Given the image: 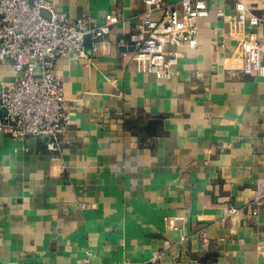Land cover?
<instances>
[{
  "label": "crops",
  "instance_id": "1",
  "mask_svg": "<svg viewBox=\"0 0 264 264\" xmlns=\"http://www.w3.org/2000/svg\"><path fill=\"white\" fill-rule=\"evenodd\" d=\"M51 1L73 20L121 22L92 60L57 63L69 144L51 153L0 131V264H142L166 241L159 264H264V75L244 73L239 48L264 42V21L226 22L216 12L235 18L236 0H210L198 47L178 48L165 80L134 59L145 0ZM15 80L0 64V91Z\"/></svg>",
  "mask_w": 264,
  "mask_h": 264
},
{
  "label": "built area",
  "instance_id": "2",
  "mask_svg": "<svg viewBox=\"0 0 264 264\" xmlns=\"http://www.w3.org/2000/svg\"><path fill=\"white\" fill-rule=\"evenodd\" d=\"M228 2L229 0H224ZM263 17L253 15L242 0H236L237 15L231 19L223 10L217 18L243 25H259ZM146 10L138 15L137 28L131 33L136 63L146 64L159 79L168 80L180 56L178 48L196 49L199 44V22L210 15V0H145ZM156 13L161 14L155 18ZM121 18L108 14L105 23L94 24L90 15L73 20L58 11L51 0H0V64L9 63L16 75L0 91V131L26 143L34 138L49 137L48 150L60 151L70 143V111L65 88L55 74L63 58L92 60L100 45ZM90 36L91 49L85 46ZM245 64L244 73L264 75V42L255 35L239 42ZM235 208L230 214H236ZM186 239L182 236V241ZM171 248L169 241L142 264H159Z\"/></svg>",
  "mask_w": 264,
  "mask_h": 264
},
{
  "label": "water",
  "instance_id": "3",
  "mask_svg": "<svg viewBox=\"0 0 264 264\" xmlns=\"http://www.w3.org/2000/svg\"><path fill=\"white\" fill-rule=\"evenodd\" d=\"M85 46L87 49H91V46H92V41H91V37L90 36H87L85 37ZM161 117L160 118H155V120H152L148 127L146 128L147 131H149V134H150V129H154L156 125L160 124L161 123ZM151 136H154V134H150ZM43 140L48 144L49 142V137L45 136L43 138Z\"/></svg>",
  "mask_w": 264,
  "mask_h": 264
}]
</instances>
